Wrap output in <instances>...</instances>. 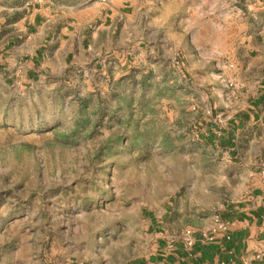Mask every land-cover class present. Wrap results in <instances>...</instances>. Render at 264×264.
Segmentation results:
<instances>
[{
	"label": "rangeland",
	"instance_id": "374dc122",
	"mask_svg": "<svg viewBox=\"0 0 264 264\" xmlns=\"http://www.w3.org/2000/svg\"><path fill=\"white\" fill-rule=\"evenodd\" d=\"M118 1L126 42L105 69L29 81L23 65H0V264H128L165 232L203 228L250 185L200 130L235 115L226 104L242 93L211 109L209 76L233 70L220 53L235 35L258 37L264 0Z\"/></svg>",
	"mask_w": 264,
	"mask_h": 264
},
{
	"label": "crops",
	"instance_id": "0c3cea01",
	"mask_svg": "<svg viewBox=\"0 0 264 264\" xmlns=\"http://www.w3.org/2000/svg\"><path fill=\"white\" fill-rule=\"evenodd\" d=\"M123 8L118 0H0V65H23L29 81L45 74L67 75L78 65L105 69L101 58L107 51L113 49L117 59L122 57L126 41L122 27L116 30L114 24L118 19L128 25L129 15ZM133 26L135 37L137 19ZM6 27L9 31L3 34ZM150 32L155 41L159 28ZM233 38V46L220 53L221 63L233 65V70L227 67L220 75L210 74L207 97L213 101L211 109L217 108L222 95L225 100L239 92L242 100L226 104L235 115L225 127L208 123L200 137L228 158L239 160L250 185L212 222L194 230L192 247L165 232L152 253L128 264H264V16L258 37L248 42L242 36ZM126 54L124 63H132ZM206 78L199 75L201 82ZM219 82L226 89L218 90ZM229 83L234 85L231 95ZM218 224L226 229H218Z\"/></svg>",
	"mask_w": 264,
	"mask_h": 264
},
{
	"label": "built area",
	"instance_id": "2783aa9c",
	"mask_svg": "<svg viewBox=\"0 0 264 264\" xmlns=\"http://www.w3.org/2000/svg\"><path fill=\"white\" fill-rule=\"evenodd\" d=\"M263 177H264V172H263ZM217 228L224 231L226 228H225V225L223 224H218L217 225ZM183 240L185 241V243L189 246V247H192L193 244H194V238H193V233H188L186 235H184L183 237Z\"/></svg>",
	"mask_w": 264,
	"mask_h": 264
}]
</instances>
